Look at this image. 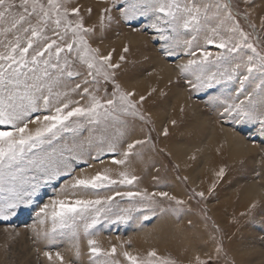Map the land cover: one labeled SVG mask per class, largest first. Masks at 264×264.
Masks as SVG:
<instances>
[{
	"label": "snow or ice",
	"instance_id": "6c2138e0",
	"mask_svg": "<svg viewBox=\"0 0 264 264\" xmlns=\"http://www.w3.org/2000/svg\"><path fill=\"white\" fill-rule=\"evenodd\" d=\"M102 2L110 5L100 17L102 28L105 20L113 19L111 12L117 4L123 5L119 12L125 22L155 14L150 27L160 33L155 39L165 42L164 54L176 55L172 45L183 44L186 54L193 57L178 65L180 73L195 77L187 79L191 90L207 91L238 80L240 89L236 98L221 100L220 114L237 124L255 126L264 136V41L255 31L256 23L248 19L250 11H236L232 0ZM241 2L246 6L253 4V0ZM87 11L91 13V8ZM238 16L248 21L252 33L241 27ZM259 27L264 29V16L260 17ZM180 28L192 33L191 39L180 41L171 35ZM94 32V27L85 26L81 9L74 6V0H0V221L10 220L21 209L31 208L45 188L62 185L36 213L41 228L33 227L37 236L43 235L50 241L57 237L72 239L77 261L81 257L82 236L92 258L117 255L116 246L110 251L99 246L97 225L105 221L127 223L133 212L141 213L139 218L148 221L158 212H183L186 205L185 200L167 191L131 190L130 186L139 180L133 159L142 160L145 146L154 148L155 144L150 135L129 139L126 117L139 118L144 123L151 121L137 106L145 97L134 101L135 93L122 90L115 80V70L121 64L112 61L111 52L102 55L99 48L89 43ZM201 36L203 46L198 43ZM207 45L224 49L239 62L231 71L208 74L207 65L229 57L216 54L212 58ZM123 51L129 49L125 47ZM124 59L123 55L119 57L120 61ZM242 68L244 74L239 72ZM101 79L113 85V91L109 94L104 90L103 97L99 95ZM246 83L253 84V89L244 99H239ZM85 129L89 135L81 139ZM163 134H169L167 128ZM109 153L115 168L88 171L95 167L90 161L104 164L102 157ZM81 164L87 168L78 171ZM224 172L221 168L217 176L223 177ZM121 187L129 190L121 191ZM102 190L108 191L102 194ZM195 195L205 199L203 191ZM117 197L133 203L120 208L118 203H113ZM162 201L169 202L167 207ZM221 254L226 255L223 245L218 244L215 255L206 253L202 258L198 254L193 264H218ZM43 255L51 264H74L66 261L59 251H45ZM121 255L128 264H180L170 256L158 255L156 250L144 255L124 250ZM94 264L120 262L105 259Z\"/></svg>",
	"mask_w": 264,
	"mask_h": 264
},
{
	"label": "rangeland",
	"instance_id": "374dc122",
	"mask_svg": "<svg viewBox=\"0 0 264 264\" xmlns=\"http://www.w3.org/2000/svg\"><path fill=\"white\" fill-rule=\"evenodd\" d=\"M232 4L236 11H250L248 19L256 23L255 31L264 41V29L259 27L260 17L264 16V0H253V4L247 6L241 0H232ZM74 6L80 7L85 26L95 28L89 37L92 47L99 48L102 55L111 52L112 61L121 64L115 70V80L122 90L134 92V101L145 97L137 106L151 122L126 117L128 138L150 135L155 147L145 146L143 159H133L139 180L130 186L131 190L167 191L185 200L186 205L183 212H158L148 221L139 218L141 213L133 212V218L127 223L105 221L97 225L99 246L106 251L116 246L117 255L92 258L87 240L82 236L79 241L81 257L77 261L72 239L57 237L50 241L43 235L37 236L34 230V225L37 230L41 228L36 213L62 185L45 188L31 208L21 209L10 220L0 221V264H51L43 255L45 251H59L66 261L74 264H94V261L105 259L128 264L121 255L124 250L141 255L156 250L158 255L170 256L180 264H193L198 254L202 258L206 253L215 255L218 244L223 245L226 253L221 254L218 264H264V136L255 126L237 124L220 114L223 110L221 100L236 98L239 81L202 92L191 90L187 79L195 77L191 73H180L178 65L193 57L186 54L183 44L172 45L176 55L164 54L162 45L165 42L155 39L160 33L150 27L155 14L125 22L119 12L123 5L117 4L111 12L113 19L105 20L102 28L100 17L104 15L103 9L110 5L102 0H74ZM89 8L91 13L87 11ZM237 19L246 32H253L243 16ZM171 35L182 41L191 39L192 33L180 28ZM252 39L255 41V36ZM198 43L204 45L202 36ZM125 47L128 52L123 51ZM206 50L213 53L212 58L216 54L229 57L207 65L208 74L231 71L239 62L214 45H207ZM121 55L125 57L123 61L119 60ZM239 72L244 74L245 70L242 68ZM256 83H259L258 77ZM100 88L102 97L104 90L109 94L113 91V85L103 79ZM252 89L253 84L246 83L243 92H239V99H244ZM165 128L168 129L167 136L163 134ZM88 135L85 129L80 138L86 139ZM193 156L195 159L190 158ZM102 158L104 164L90 161L95 167L88 171L115 168L111 164L112 154ZM80 168H87V165H79L78 171ZM221 168L225 170L223 177L217 176ZM258 172L259 176L256 175ZM120 190L129 188L121 187ZM106 191L102 190V194ZM200 191L205 193L204 200L195 195ZM113 203L125 208L133 202L117 197ZM162 203L167 207L169 202ZM189 221H192L191 225Z\"/></svg>",
	"mask_w": 264,
	"mask_h": 264
}]
</instances>
